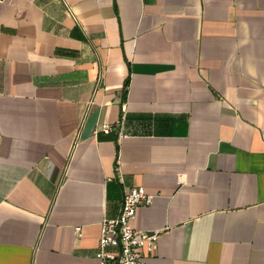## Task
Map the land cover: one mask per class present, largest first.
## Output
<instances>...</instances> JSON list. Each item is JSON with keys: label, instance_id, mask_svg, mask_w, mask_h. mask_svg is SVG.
Wrapping results in <instances>:
<instances>
[{"label": "crops", "instance_id": "1", "mask_svg": "<svg viewBox=\"0 0 264 264\" xmlns=\"http://www.w3.org/2000/svg\"><path fill=\"white\" fill-rule=\"evenodd\" d=\"M137 186L142 264H264V0H0V264H100Z\"/></svg>", "mask_w": 264, "mask_h": 264}, {"label": "built area", "instance_id": "2", "mask_svg": "<svg viewBox=\"0 0 264 264\" xmlns=\"http://www.w3.org/2000/svg\"><path fill=\"white\" fill-rule=\"evenodd\" d=\"M109 128L108 125L104 126L106 132ZM153 198L143 186L125 189L120 214L104 219L101 224L96 254L100 264H142L146 254L155 253L160 232L144 231L133 224L137 209L152 204ZM76 230L81 232V227ZM108 247H113L115 251H107Z\"/></svg>", "mask_w": 264, "mask_h": 264}, {"label": "trees", "instance_id": "3", "mask_svg": "<svg viewBox=\"0 0 264 264\" xmlns=\"http://www.w3.org/2000/svg\"><path fill=\"white\" fill-rule=\"evenodd\" d=\"M128 85H129V82L126 84V87L124 89L126 93H127Z\"/></svg>", "mask_w": 264, "mask_h": 264}]
</instances>
